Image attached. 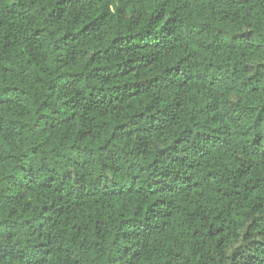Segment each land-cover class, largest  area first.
<instances>
[{"label":"trees","instance_id":"16d2710c","mask_svg":"<svg viewBox=\"0 0 264 264\" xmlns=\"http://www.w3.org/2000/svg\"><path fill=\"white\" fill-rule=\"evenodd\" d=\"M0 264H264V0H0Z\"/></svg>","mask_w":264,"mask_h":264}]
</instances>
